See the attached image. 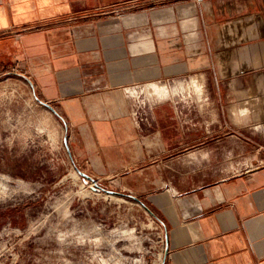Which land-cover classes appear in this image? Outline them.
Segmentation results:
<instances>
[{"label":"crops","instance_id":"obj_1","mask_svg":"<svg viewBox=\"0 0 264 264\" xmlns=\"http://www.w3.org/2000/svg\"><path fill=\"white\" fill-rule=\"evenodd\" d=\"M0 47L59 113L72 163L160 212L166 264H264V163L221 187L182 191L161 173L180 102L157 104L139 128L125 94L201 79L218 124L197 138L244 136L232 110L264 94V0H0Z\"/></svg>","mask_w":264,"mask_h":264},{"label":"rangeland","instance_id":"obj_2","mask_svg":"<svg viewBox=\"0 0 264 264\" xmlns=\"http://www.w3.org/2000/svg\"><path fill=\"white\" fill-rule=\"evenodd\" d=\"M195 79L147 89L156 105L180 102L182 119L167 125L171 152L161 173L182 191L203 192L264 163V94L249 109L232 110L231 128L244 136L197 138L218 123L206 117L212 107ZM36 97L15 63L0 56V264H166L160 212L145 195L134 196L154 214L85 179L70 159L63 122ZM98 184L129 194L114 182Z\"/></svg>","mask_w":264,"mask_h":264},{"label":"built area","instance_id":"obj_3","mask_svg":"<svg viewBox=\"0 0 264 264\" xmlns=\"http://www.w3.org/2000/svg\"><path fill=\"white\" fill-rule=\"evenodd\" d=\"M148 85L140 84L125 89V94L131 102L132 119L139 128L151 126V113L157 103L155 95L148 91Z\"/></svg>","mask_w":264,"mask_h":264},{"label":"water","instance_id":"obj_4","mask_svg":"<svg viewBox=\"0 0 264 264\" xmlns=\"http://www.w3.org/2000/svg\"><path fill=\"white\" fill-rule=\"evenodd\" d=\"M27 81L28 83L34 88V85L32 83V81L28 78V77H25L23 76ZM37 101L39 103H41L43 106H45L46 108H48L52 113H54L56 116H60L59 113L56 111V109L50 105L49 103L47 102H44L42 101L39 97H36ZM65 141H66V145L68 144V139H67V135H66V138H65ZM67 148H68V145H67ZM69 149V148H68ZM79 173L85 178L87 179L88 181H91L97 189H100L108 194H111V195H114V196H127L129 198H132L138 202H140L151 214H154L152 212V210L146 205L144 204L140 199H138L137 197L131 195V194H125V193H122V192H119V191H113V190H107V189H104L103 187H101L99 184H98V181L96 179H94L93 177L87 175L86 173L82 172V171H79ZM166 239H167V236H166ZM167 256V255H166ZM165 262H166V257H165Z\"/></svg>","mask_w":264,"mask_h":264},{"label":"bare ground","instance_id":"obj_5","mask_svg":"<svg viewBox=\"0 0 264 264\" xmlns=\"http://www.w3.org/2000/svg\"><path fill=\"white\" fill-rule=\"evenodd\" d=\"M235 116V115H234Z\"/></svg>","mask_w":264,"mask_h":264}]
</instances>
